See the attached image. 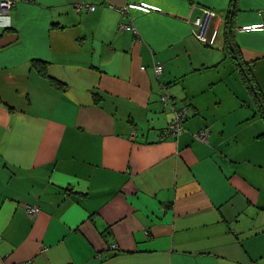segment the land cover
I'll return each mask as SVG.
<instances>
[{
	"label": "crops",
	"instance_id": "0c3cea01",
	"mask_svg": "<svg viewBox=\"0 0 264 264\" xmlns=\"http://www.w3.org/2000/svg\"><path fill=\"white\" fill-rule=\"evenodd\" d=\"M227 1L0 9V264H264V115L224 47ZM235 3L264 105V0ZM205 8L213 45L192 33Z\"/></svg>",
	"mask_w": 264,
	"mask_h": 264
},
{
	"label": "built area",
	"instance_id": "2783aa9c",
	"mask_svg": "<svg viewBox=\"0 0 264 264\" xmlns=\"http://www.w3.org/2000/svg\"><path fill=\"white\" fill-rule=\"evenodd\" d=\"M13 4L12 0H2L0 1V9L2 11H7L11 5ZM77 9L81 8V3H76L75 6ZM87 7V6H86ZM130 7H134V8H138L141 10H147L148 8H151L149 6L146 5H137V4H129L128 6L125 7L124 12H123V16L126 15L127 12V8ZM88 9L92 10L93 9V5H88L87 7ZM215 18L217 20V22L215 23L214 26H211V22L212 19ZM220 18L210 9L205 8L203 10V16L201 18H196L193 22L194 25V29H193V35L194 37L206 44L209 45H213L215 43V34L218 30V27L220 26L221 22H220ZM220 23V24H219ZM262 24L259 25H251V26H243L242 29L243 30H250L253 28H259ZM211 26V28L213 27V32L212 35L209 37L208 36V29ZM134 29V25L132 24V18H129V20L127 22H120L119 23V28L121 29H125V28H131ZM135 30V29H134ZM162 64L157 62L156 64H154V71L155 73L159 74L162 71ZM161 101L166 103L168 101V95L167 93H164L161 95ZM184 116H185V109H179L177 111H175V115L173 117V119L167 124V126L162 130L161 132V138L164 139L166 137H175L178 135V133L183 129V125L182 122L184 120ZM209 127L208 126H203L200 129H198L197 131H194L192 133L193 139L202 142V143H206L207 142V138L209 135ZM28 212H33L35 210H37L36 207H29Z\"/></svg>",
	"mask_w": 264,
	"mask_h": 264
},
{
	"label": "trees",
	"instance_id": "16d2710c",
	"mask_svg": "<svg viewBox=\"0 0 264 264\" xmlns=\"http://www.w3.org/2000/svg\"><path fill=\"white\" fill-rule=\"evenodd\" d=\"M236 9L237 8H236L235 0H230L229 6L226 10L225 20H224V25H223V27H225L224 28V47L226 48L227 53L229 54L231 59L233 60L235 67L238 69L239 75L242 81L244 82L245 86L247 87L249 93L251 94L253 99L256 100L258 110L260 111V113H263L264 115V107H263L264 105L262 103L259 93L257 92L258 90L254 84V80L252 78L250 68L248 65H246V63L242 59L238 44L236 43L233 32H232L231 25L233 23V16L235 14Z\"/></svg>",
	"mask_w": 264,
	"mask_h": 264
},
{
	"label": "rangeland",
	"instance_id": "374dc122",
	"mask_svg": "<svg viewBox=\"0 0 264 264\" xmlns=\"http://www.w3.org/2000/svg\"><path fill=\"white\" fill-rule=\"evenodd\" d=\"M225 2H228L227 0H217V4H219V3H225ZM211 10H213V8H211ZM213 12L215 13V14H219V12L217 11V10H213Z\"/></svg>",
	"mask_w": 264,
	"mask_h": 264
},
{
	"label": "water",
	"instance_id": "95a60500",
	"mask_svg": "<svg viewBox=\"0 0 264 264\" xmlns=\"http://www.w3.org/2000/svg\"><path fill=\"white\" fill-rule=\"evenodd\" d=\"M6 37H10V36H7V35H5ZM14 39V38H13ZM11 40V38L9 39V40H7L6 38L4 39V40H2V43H7V42H9Z\"/></svg>",
	"mask_w": 264,
	"mask_h": 264
},
{
	"label": "clouds",
	"instance_id": "9594fccd",
	"mask_svg": "<svg viewBox=\"0 0 264 264\" xmlns=\"http://www.w3.org/2000/svg\"><path fill=\"white\" fill-rule=\"evenodd\" d=\"M149 9V8H148ZM151 9V8H150Z\"/></svg>",
	"mask_w": 264,
	"mask_h": 264
}]
</instances>
